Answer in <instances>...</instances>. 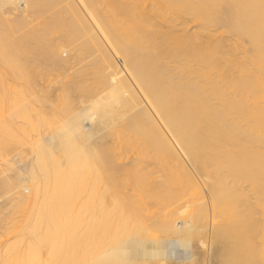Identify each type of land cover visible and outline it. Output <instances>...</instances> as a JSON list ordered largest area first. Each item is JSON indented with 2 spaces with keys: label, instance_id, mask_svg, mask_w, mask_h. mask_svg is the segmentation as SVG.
Here are the masks:
<instances>
[{
  "label": "bare ground",
  "instance_id": "bare-ground-1",
  "mask_svg": "<svg viewBox=\"0 0 264 264\" xmlns=\"http://www.w3.org/2000/svg\"><path fill=\"white\" fill-rule=\"evenodd\" d=\"M152 1L0 0V264H264V0Z\"/></svg>",
  "mask_w": 264,
  "mask_h": 264
},
{
  "label": "rangeland",
  "instance_id": "rangeland-1",
  "mask_svg": "<svg viewBox=\"0 0 264 264\" xmlns=\"http://www.w3.org/2000/svg\"><path fill=\"white\" fill-rule=\"evenodd\" d=\"M146 2H145V4L149 7V8H153L155 5H154V3H153V1L152 0H145ZM185 21H188V19L187 18H185L184 19ZM184 20H182V21H179L180 23H182V22H184ZM178 22V23H179ZM157 23H158V21H157ZM159 25H162L163 23L162 22H160L159 21V23H158ZM189 26H191V25H189ZM244 47H245V45H244ZM73 53H75V54H73ZM238 53H241V51L240 52H238ZM70 54V55H69ZM68 55H69V57H73V58H75V59H68L67 61H68V65H66V66H64V67H61V69H59V72H57V71H51V72H48L47 73V75L45 76V78H43L42 80L40 79V81L38 80V83H37V90H38V94L41 92V93H45V94H47L48 96H49V103H52V104H54V103H56V99L59 97V95H60V93H61V87H62V85H64L65 83H67V81H68V77L71 75V73H73L75 70H77V68H81V66H79L78 67V65L80 64H78L77 66H75L76 65V63H77V58H78V55H76L77 53H76V50H72L70 53H69ZM72 55V56H71ZM76 56H77V58H76ZM84 61V60H83ZM117 63H118V67L120 68V69H122L123 70V66H122V60H120V58L118 57V59H117ZM81 64H82V70H83V72L85 73L84 74V76H85V78H86V81H84L85 83H84V85H90L91 83H92V78L93 77H95L96 75H94V74H96V70H95V68H93V66L91 65V64H89L87 61L85 62H81ZM75 68V69H74ZM106 69V68H105ZM74 70V71H73ZM79 70V69H78ZM95 71V72H94ZM124 72V71H123ZM92 80V81H91ZM91 86V85H90ZM39 89H41V91L39 90ZM39 95H41V94H39ZM91 105H94V106H99L100 105V99L98 98V97H93L92 99H91ZM82 108L83 109H85L84 111L85 112H87V108H86V106L85 105H83L82 106ZM88 115H89V113H87ZM87 123H85V125H86ZM84 125V129L85 130H88V128H89V126H88V124L85 126ZM111 125H112V128H113V130L117 133V134H114V135H108L107 136V138L105 139L106 140V142H107V144L108 145H110L111 144V146H113V145H115V147H118L120 150H119V152L122 154V159H121V164L122 165H125V166H128L129 164H132L135 160H138L139 158H138V156H137V151H138V149L136 148L135 150L134 149H125L124 147H122V145L125 143L124 141H123V138H124V136L125 137H128V138H131L132 136L131 135H126V133H122L123 132V126H124V123L121 121V119H118V118H115V119H113L112 121H111ZM122 131V132H121ZM120 133V134H119ZM119 134V135H118ZM124 134V135H123ZM123 137V138H122ZM110 143V144H109ZM123 143V144H122ZM23 150H22V149ZM142 147H140L139 149H141ZM19 149H20V151H19ZM19 149H17V152H19V153H17V152H12V155L10 154V152H9V157L7 156L6 158H7V161L8 162H10V163H12V164H14L15 165V167H16V169H18V173L22 176V177H24L25 179H23L22 178V180H23V184L24 183H26V184H24V187L23 188H21V191H26L27 192V194L25 195V196H27L28 197V192H29V189H30V187H29V184H28V180H27V178H28V172H29V170H30V166H32V157H30L29 156V154H28V152H27V149H26V147H23L22 145L19 147ZM137 150V151H136ZM16 151V150H15ZM25 151V152H24ZM118 151H117V153H119ZM13 153H15V154H13ZM16 153L18 154V155H16ZM16 156H18V157H16ZM6 158H4V159H6ZM2 160V159H1ZM5 161V160H4ZM139 161V160H138ZM142 162H141V164L143 165V167H145V168H147V170L148 171H151L152 173H153V177L155 176V174L157 175V168L156 167H153L154 165L152 164L153 162L152 161H150V163H151V165H149V162H148V160L145 162L144 160H141ZM145 163H144V162ZM131 162V163H130ZM5 163H7V162H4V164H3V160H2V162L0 161V169H3L5 166H6V164ZM148 163V164H147ZM128 164V165H127ZM146 164H147V166H146ZM5 165V166H4ZM145 165V166H144ZM153 167V168H152ZM156 168V169H155ZM25 185L27 186V187H25ZM28 190H26V189ZM191 197H182L181 199H184V201L185 200H188V199H190ZM181 199L179 200L180 202H181ZM3 200V201H2ZM2 202H4V203H2ZM9 201H5L3 198H1L0 197V203H1V207H0V210H1V208H2V210L0 211L1 212V215H0V217L1 216H3L4 214L6 215L7 214V216H5L6 217V219L5 218H3L2 217V219L4 220V222H3V224L1 223L0 224V244H2V242L5 240L6 241V239H9L10 237H11V235H10V237H9V235H5V234H7L9 231H6L5 230V227L7 228V226H9V224H11L9 221H10V219H16V218H19L20 217V215L22 214L21 212H22V210L24 209H22L21 207L22 206H19V205H16L15 207V209L12 207L11 208V206H13L14 204H13V202L15 203L16 201H15V199L11 202L13 205H11V203H8ZM178 202V201H177ZM175 203V204H177V205H175L174 204V206L175 207H171V209L170 208H167V211H174L175 209L174 208H176V206L178 207V205H179V203L180 202H178V203ZM183 202V201H182ZM17 203V202H16ZM15 203V204H16ZM3 204H5V205H7L6 207H5V205H3ZM181 205V204H180ZM179 205V206H180ZM5 207V208H4ZM8 207V208H7ZM11 210H10V209ZM7 209V210H6ZM17 209V210H16ZM18 209H22L21 211L20 210H18ZM153 209H154V211L155 210H157L158 208H155V207H153ZM174 209V210H173ZM15 210V211H14ZM13 211V212H12ZM12 215H11V214ZM3 214V215H2ZM10 216V217H9ZM13 217V218H12ZM9 223V224H8ZM4 226V227H2V226ZM7 232V233H6ZM6 236H8V237H6ZM171 238V237H170ZM178 260V259H177Z\"/></svg>",
  "mask_w": 264,
  "mask_h": 264
}]
</instances>
